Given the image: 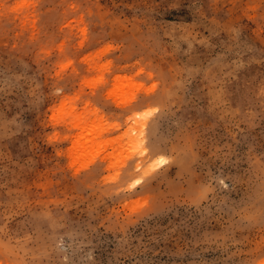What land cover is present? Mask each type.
Returning a JSON list of instances; mask_svg holds the SVG:
<instances>
[{"label":"rangeland","instance_id":"1","mask_svg":"<svg viewBox=\"0 0 264 264\" xmlns=\"http://www.w3.org/2000/svg\"><path fill=\"white\" fill-rule=\"evenodd\" d=\"M0 264H264V0H0Z\"/></svg>","mask_w":264,"mask_h":264}]
</instances>
